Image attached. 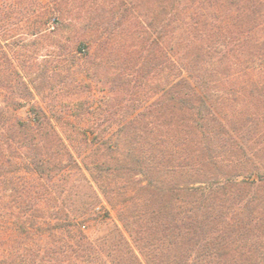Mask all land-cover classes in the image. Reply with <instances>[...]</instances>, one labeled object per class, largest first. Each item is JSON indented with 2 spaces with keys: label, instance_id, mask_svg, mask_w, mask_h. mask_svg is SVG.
Instances as JSON below:
<instances>
[{
  "label": "trees",
  "instance_id": "1",
  "mask_svg": "<svg viewBox=\"0 0 264 264\" xmlns=\"http://www.w3.org/2000/svg\"><path fill=\"white\" fill-rule=\"evenodd\" d=\"M49 1L45 11L34 0L18 2L34 19L31 36L52 39L75 27L80 71L108 86L112 100L131 105L100 109L113 122L92 128V142L81 133L92 149L78 151L80 163L42 108H32L27 122L0 110V264H264V166L257 163L264 158V83L210 95L204 66L235 56L239 76L264 75L257 43L264 0H194L196 11L173 20L175 37L167 22L139 25L126 0ZM220 4L236 17L204 9ZM75 6L86 13L79 26L69 16ZM5 20L0 14V26ZM4 41L0 86L26 91L8 98L12 112L34 91L41 95L44 79L23 80L19 67L38 75V61L16 65ZM237 96L262 102L260 111L231 115L226 107ZM69 167L88 172L121 227L92 239L81 218L95 204L60 205L49 184Z\"/></svg>",
  "mask_w": 264,
  "mask_h": 264
},
{
  "label": "rangeland",
  "instance_id": "2",
  "mask_svg": "<svg viewBox=\"0 0 264 264\" xmlns=\"http://www.w3.org/2000/svg\"><path fill=\"white\" fill-rule=\"evenodd\" d=\"M34 1L43 7L44 11L50 2L49 0ZM126 1L133 8L136 22L139 25H151L154 29H158L167 22L168 30L170 32L174 31L170 37H175V30H177L179 25L177 21L173 22V20L180 19L185 13L196 11L195 9L197 7L194 0ZM18 2L20 0H0V14L6 19V23L0 26V37L8 40L6 42L4 41L3 44L6 47V52L13 58L16 65L19 66V63L25 60L38 61L37 70L38 72L40 70L38 75H26L27 72L19 67V70L23 74L19 76L27 82L29 81V77L37 76V78H43L44 83L40 86L42 90L41 95L34 91L35 96L33 98L25 102L22 100L23 106L19 110L12 112L11 108H9L10 103L8 98L11 96L17 98L22 94H26V91L22 84L11 86L9 90L4 88V86H0V110L6 112L8 117L13 116L15 119L27 122L32 119V108H42L69 148L77 153L75 156L80 163L81 158L78 156V154L80 155L78 151L88 153L87 149L89 148L84 144L85 137L81 133L86 132L88 141L92 142L96 137L92 132V128L98 127V124L105 125L113 122L112 120L106 121L105 117L99 116L100 109L106 108L111 103H118V109L124 111L131 104H122L119 100H112L113 93L110 92L111 90L108 86L98 80L88 78L86 74L80 71V62L78 57H76L77 55L73 52L74 42L78 38L75 27L71 28V33L68 35L60 34L52 39L49 37H32L31 29L34 19L27 12V6H25L27 3L19 4ZM100 5L98 6L100 7ZM106 7L108 8V6ZM228 8L225 4L223 6L220 4L214 9H209L207 6L204 9L207 12L215 11L224 18H235L237 12L235 10H231V12ZM260 10L264 17V6ZM85 14L84 10H80L76 6L69 10L70 19L73 20L76 26L82 24L83 20L81 18ZM66 38H69V41L65 42ZM257 41V43L261 44V50H264V37ZM251 46L253 47V45ZM195 55L197 53L194 51L192 56L194 57ZM243 58L245 59V57ZM214 62L215 60L209 63V65L208 63L204 65L209 69L210 79H212L211 89L209 91L210 95H218V97L227 96L230 87L232 88L231 85L234 84L238 86L243 83H264V75L261 78L259 75L249 76L248 74H243V77L239 76L237 73L242 68L235 65L237 62L240 63L239 59L237 57L235 58V56L222 66L212 65ZM102 78L103 80L105 79L104 75ZM158 79L159 76H153V87L158 85ZM87 84L90 86H84ZM235 101L236 103L234 105H228L226 107L231 115L240 114L247 110L252 113L257 110L260 111L262 105V102L245 97L238 99L237 96ZM80 102H84V105L81 107L79 106ZM141 103H135L134 105L137 106ZM121 119L122 116L115 121L119 123ZM234 122H237V118H234ZM91 149L92 146L88 150L90 151ZM254 159L255 161L258 160V158ZM21 161L22 159L18 157L17 163L20 164ZM262 161H264V158L258 160L257 163L260 166H264ZM235 174L237 175V172ZM245 175L240 176L239 181L248 179L249 176L246 177ZM254 179H258V174H254L251 178V180ZM49 186L60 195L58 198L60 205H66L67 203L72 209H76L84 204H95V207L91 208L92 210L81 218L84 224V230L92 239L104 237L115 225L121 227L117 210L106 202L100 189L91 181L86 170L81 171L72 167L66 168L65 172L54 175V180Z\"/></svg>",
  "mask_w": 264,
  "mask_h": 264
}]
</instances>
